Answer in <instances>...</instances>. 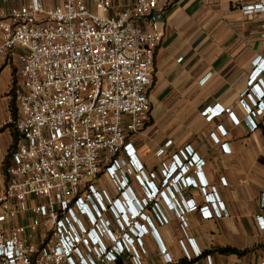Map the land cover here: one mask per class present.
Masks as SVG:
<instances>
[{
	"label": "built area",
	"instance_id": "built-area-1",
	"mask_svg": "<svg viewBox=\"0 0 264 264\" xmlns=\"http://www.w3.org/2000/svg\"><path fill=\"white\" fill-rule=\"evenodd\" d=\"M160 1L117 7L115 0H62L46 7L29 0L0 9V58L21 51L23 81L14 123L22 140L0 199V264H142V239L157 234L155 224L171 222L155 201L176 215L189 243V213L198 212L204 220L228 216L216 187L203 177L206 162L192 147L159 171L147 172L130 141L151 111L153 67L162 42ZM241 11L264 17V0ZM260 39L264 43V24ZM250 78L251 86L256 84L240 105L255 132V119L264 115L263 58L254 62ZM223 113L240 125L232 110L220 105L203 115L211 121ZM223 149L230 151L227 144ZM104 179L114 191L98 186ZM133 182L145 193L142 201L133 193ZM192 187L201 189L203 205L181 197ZM15 220L22 223L14 226ZM257 222L264 230L263 217ZM180 245L185 249L184 240ZM162 253L172 263L165 249Z\"/></svg>",
	"mask_w": 264,
	"mask_h": 264
},
{
	"label": "crops",
	"instance_id": "crops-1",
	"mask_svg": "<svg viewBox=\"0 0 264 264\" xmlns=\"http://www.w3.org/2000/svg\"><path fill=\"white\" fill-rule=\"evenodd\" d=\"M40 1L46 7L62 2ZM254 1H160L157 14L162 42L153 67L151 111L144 128L130 141L147 172L159 171L163 164L172 163L173 156L192 147L206 162L203 177L210 187H216L228 216L204 220L198 212L189 213V243L176 215L164 210L163 201H155L171 222L155 224L157 234L150 233L142 239V264H264V230L257 222L258 216L264 219V115L255 119L259 127L251 132L240 105L256 84H250L254 62L264 59V43L260 39L264 17L246 16L241 11V7ZM28 2L0 0V9L9 11ZM135 2L115 0V6ZM20 55L21 51H15L6 59L0 58V199L9 185L12 154L22 140L14 124L19 115L18 97L23 91ZM217 105L231 109L240 125L234 124L226 113L208 121L203 112ZM168 142H172L169 147ZM224 144L229 152L224 151ZM161 150L164 153L159 155ZM133 193L140 201L145 198L136 182ZM166 196L173 198L170 192ZM181 197L199 205L205 203L200 188H186ZM21 223L15 220L12 224ZM181 240L185 241V249ZM164 249L172 263L165 262ZM137 251L140 252L138 247Z\"/></svg>",
	"mask_w": 264,
	"mask_h": 264
},
{
	"label": "rangeland",
	"instance_id": "rangeland-1",
	"mask_svg": "<svg viewBox=\"0 0 264 264\" xmlns=\"http://www.w3.org/2000/svg\"><path fill=\"white\" fill-rule=\"evenodd\" d=\"M102 184H103V181H100L99 184H98V186H101ZM105 184H108L110 187H112V185L110 184V182L108 181V179H106V183ZM138 208H139V210H142V208L140 206H138ZM146 212H144V213L145 214H148ZM110 216H111L110 214L107 215V217H110Z\"/></svg>",
	"mask_w": 264,
	"mask_h": 264
},
{
	"label": "bare ground",
	"instance_id": "bare-ground-1",
	"mask_svg": "<svg viewBox=\"0 0 264 264\" xmlns=\"http://www.w3.org/2000/svg\"><path fill=\"white\" fill-rule=\"evenodd\" d=\"M119 209L122 210V208H121L120 206H119ZM131 211H132V213H135L133 207H131ZM121 212H122V211H121Z\"/></svg>",
	"mask_w": 264,
	"mask_h": 264
}]
</instances>
